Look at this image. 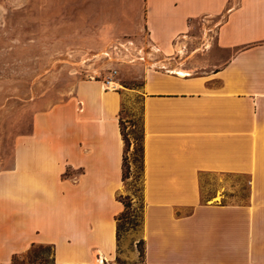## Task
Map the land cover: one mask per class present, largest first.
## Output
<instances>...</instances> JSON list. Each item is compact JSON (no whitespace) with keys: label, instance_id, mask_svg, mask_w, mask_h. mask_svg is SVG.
<instances>
[{"label":"crops","instance_id":"obj_1","mask_svg":"<svg viewBox=\"0 0 264 264\" xmlns=\"http://www.w3.org/2000/svg\"><path fill=\"white\" fill-rule=\"evenodd\" d=\"M78 1L79 22L142 29L162 50L190 22L222 19L189 72L144 71L142 256L117 261L123 87L87 77L34 114L0 171V264L35 245L51 261L30 264H264V0ZM56 8L40 0L41 16ZM207 173L246 176L247 201H203Z\"/></svg>","mask_w":264,"mask_h":264},{"label":"rangeland","instance_id":"obj_2","mask_svg":"<svg viewBox=\"0 0 264 264\" xmlns=\"http://www.w3.org/2000/svg\"><path fill=\"white\" fill-rule=\"evenodd\" d=\"M54 3L56 10L45 18L40 15V0H0V171L11 165L15 141L30 130L36 112L65 99L79 79L96 72L102 77L108 65L116 66L115 80L121 86L117 87L124 91L120 127L130 140L129 177L120 197L131 200L117 221V261L131 262L140 258L143 250L141 156L133 137L141 135L140 85L144 71L181 68L189 72L190 65L207 58L222 18L201 17L190 22L185 36L174 40L169 50H162L152 45L142 29L121 35L114 31L118 24L79 22L86 10L77 6L81 1L48 0L49 6ZM48 19L59 22L45 21ZM116 38H130L133 42L115 45ZM119 45L122 52L113 55ZM247 181L241 175L202 174V200L244 203ZM51 253L49 245H35L16 255V260L44 261L51 258Z\"/></svg>","mask_w":264,"mask_h":264},{"label":"trees","instance_id":"obj_3","mask_svg":"<svg viewBox=\"0 0 264 264\" xmlns=\"http://www.w3.org/2000/svg\"><path fill=\"white\" fill-rule=\"evenodd\" d=\"M121 133H122V137H123V140H124V152H123V160H122V179L125 181L129 177V162H128V159H127V151H128L129 146H130V140L127 137V135L122 131V128H121ZM133 138L136 141V145L139 146V149H140V156H141L140 172L142 173V152H143V142H142L143 141V133H142V130H141V135L140 136H135ZM124 198L127 199V201L124 200L123 198H121L120 195H119V199L124 205V210H123V212L121 214H119L117 216V218H116L117 221H118V218H120V216L122 214H124V211L131 205L130 198L128 196H125ZM116 236H117V240H118V238H119V225H118V222H117ZM16 257L17 256L14 255V257L12 258V263L13 264L20 263V262H18L16 260ZM50 261H51V258L49 260L38 261V262H40V263H50ZM32 263H35V262H32Z\"/></svg>","mask_w":264,"mask_h":264},{"label":"built area","instance_id":"obj_4","mask_svg":"<svg viewBox=\"0 0 264 264\" xmlns=\"http://www.w3.org/2000/svg\"><path fill=\"white\" fill-rule=\"evenodd\" d=\"M120 39L121 38H116L113 40L115 42V45L120 44L121 42H123L124 45L133 42L132 39L130 38H126V39L123 38L121 40ZM122 48L123 47H121L120 45L118 47L115 46L114 52H112L113 55H116V56L119 55V53L122 52ZM125 49H127V46ZM114 62L119 63L120 61H114ZM117 73H118V69L116 68V66H113L110 64L106 67L105 73L102 74V77L100 76V72H96L93 76H89V77L100 79L106 88H115L118 85L117 81L115 80V76L117 75Z\"/></svg>","mask_w":264,"mask_h":264}]
</instances>
